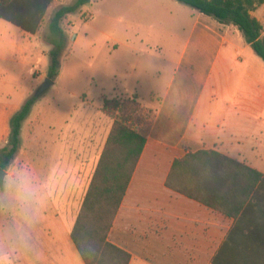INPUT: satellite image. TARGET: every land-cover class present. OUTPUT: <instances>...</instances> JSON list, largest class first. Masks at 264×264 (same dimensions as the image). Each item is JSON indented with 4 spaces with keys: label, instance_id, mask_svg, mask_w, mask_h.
<instances>
[{
    "label": "rangeland",
    "instance_id": "obj_1",
    "mask_svg": "<svg viewBox=\"0 0 264 264\" xmlns=\"http://www.w3.org/2000/svg\"><path fill=\"white\" fill-rule=\"evenodd\" d=\"M75 2L56 0L32 42H24L17 26L0 20V111H19L45 84L53 47L50 19ZM190 11L177 0H91L64 18L68 47L62 73L37 96L15 158L43 185L45 202L33 242L41 237L38 245L50 255L22 264H85L65 228L77 218L113 125L105 101L136 96L149 119L155 118L188 32ZM253 16L264 24V5ZM7 143L8 137H0V162Z\"/></svg>",
    "mask_w": 264,
    "mask_h": 264
},
{
    "label": "crops",
    "instance_id": "obj_2",
    "mask_svg": "<svg viewBox=\"0 0 264 264\" xmlns=\"http://www.w3.org/2000/svg\"><path fill=\"white\" fill-rule=\"evenodd\" d=\"M187 21L109 239L131 254L130 264H264V182L237 218L166 185L173 162L200 150H216L264 174L263 59L237 27L196 9ZM22 32L24 42L38 33ZM14 113L0 111V137H9ZM38 240L39 255H50Z\"/></svg>",
    "mask_w": 264,
    "mask_h": 264
},
{
    "label": "trees",
    "instance_id": "obj_3",
    "mask_svg": "<svg viewBox=\"0 0 264 264\" xmlns=\"http://www.w3.org/2000/svg\"><path fill=\"white\" fill-rule=\"evenodd\" d=\"M55 0H0V18L36 34ZM225 25L237 27L264 61V24L253 12L264 0H177ZM91 0H76L60 7L49 23L50 66L48 78L61 74L68 36L62 26ZM38 97H30L10 119L8 143L1 151L0 167L16 158L21 130ZM113 125L71 230V240L85 264H130L131 254L112 243L110 232L126 196L151 132L153 120L136 96L121 102L105 101ZM264 174L210 149L176 159L168 175V188L237 218L254 196Z\"/></svg>",
    "mask_w": 264,
    "mask_h": 264
},
{
    "label": "clouds",
    "instance_id": "obj_4",
    "mask_svg": "<svg viewBox=\"0 0 264 264\" xmlns=\"http://www.w3.org/2000/svg\"><path fill=\"white\" fill-rule=\"evenodd\" d=\"M0 183V264H22L37 257L33 229L45 202L39 176L13 159Z\"/></svg>",
    "mask_w": 264,
    "mask_h": 264
},
{
    "label": "water",
    "instance_id": "obj_5",
    "mask_svg": "<svg viewBox=\"0 0 264 264\" xmlns=\"http://www.w3.org/2000/svg\"><path fill=\"white\" fill-rule=\"evenodd\" d=\"M53 84H54V80L48 78L45 84L39 89L36 96L41 95L45 90H47ZM4 175H5V171L3 168L0 167V183H2V178L4 177Z\"/></svg>",
    "mask_w": 264,
    "mask_h": 264
}]
</instances>
